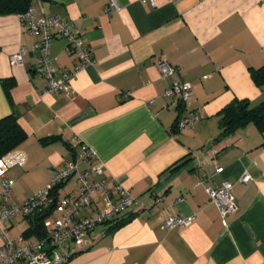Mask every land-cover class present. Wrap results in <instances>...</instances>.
<instances>
[{
	"label": "crops",
	"instance_id": "1",
	"mask_svg": "<svg viewBox=\"0 0 264 264\" xmlns=\"http://www.w3.org/2000/svg\"><path fill=\"white\" fill-rule=\"evenodd\" d=\"M115 1L120 8L107 14V0H31L37 14L79 27L92 51L93 63L53 93H43L34 38L18 14H0V117L14 111L27 134L0 158V180L13 179L11 198L20 202L86 144L96 155L79 167L100 164L96 178L113 192L114 181L121 183L141 201L119 215L126 217L122 225L86 232L62 264H264V128L248 121L222 134L220 127L221 110L234 99L248 106L264 99V83L249 73L264 64V0ZM20 45L28 49L22 65H14L9 55ZM50 49L59 71L76 64L64 37H53ZM160 56L178 71L161 77ZM6 78L10 98L1 83ZM172 79L192 82L184 108L162 96ZM186 109L202 117L179 130ZM244 171L251 179L240 182ZM223 179L233 183L237 206L225 222L205 191ZM76 185L70 176L56 197ZM92 200L84 212L104 206L100 193ZM175 213L195 216L188 225L162 227ZM15 220L25 226L14 235H33H26L30 224L20 215L7 229Z\"/></svg>",
	"mask_w": 264,
	"mask_h": 264
},
{
	"label": "built area",
	"instance_id": "2",
	"mask_svg": "<svg viewBox=\"0 0 264 264\" xmlns=\"http://www.w3.org/2000/svg\"><path fill=\"white\" fill-rule=\"evenodd\" d=\"M150 1L153 3L152 0ZM119 8L115 0H107L104 11L108 14ZM17 14L28 33L34 38L30 48L38 52L35 57V68L45 79L43 93L66 89L70 80L80 69L93 63L91 48L83 41L79 27L71 26L58 15L37 14L31 6ZM55 36L64 37L67 49L77 58L76 64L70 69L59 71L56 66L57 57L51 53L50 49L51 40ZM27 49L25 45H20L9 55L10 62L14 65H22V54ZM157 68L161 77H167L175 74L179 66L168 58L160 56L157 60ZM191 95L190 80L172 79L162 91L163 97L172 98L183 108L186 107ZM201 117L198 111L186 109L177 119L176 127L179 130L191 127ZM95 155L96 151L93 147L86 144L77 145L73 151V158L56 167L45 184L20 202L11 198L10 187L13 179L0 180V235L2 237L0 264L65 263L78 251L86 232L119 216L128 208L136 209L141 204V201L121 183L114 181L115 192H113L107 180L96 178L95 176L102 171L100 164L94 162L89 169L79 167L80 162L89 161ZM215 169L220 171L221 167ZM72 175L76 177V187L57 197L56 194L54 196L56 185ZM250 179L251 175L246 171L238 177L240 182H247ZM199 182H203V178L200 177ZM232 190L233 183L229 179H223L216 186L205 187L209 201L216 205L224 222L227 215L237 208ZM95 193H100L103 197L104 206L95 208L92 212H84L87 207L93 205L92 196ZM48 208L51 209L42 220V228L45 232L43 236H24L21 233L10 236L8 234L6 225L15 215L27 218ZM194 216V213L168 214L161 220V224L164 228L185 226L192 222Z\"/></svg>",
	"mask_w": 264,
	"mask_h": 264
},
{
	"label": "trees",
	"instance_id": "3",
	"mask_svg": "<svg viewBox=\"0 0 264 264\" xmlns=\"http://www.w3.org/2000/svg\"><path fill=\"white\" fill-rule=\"evenodd\" d=\"M30 3L31 0H0V14L24 12L30 6ZM249 73L258 85L264 83V64L256 68L250 67ZM1 83L7 98H10V80L8 78L2 79ZM221 112L223 113L220 121L222 134L231 132L248 121H252L260 129L264 128V99L255 106H248L245 98L234 99ZM26 136L27 134L19 124L14 111L0 117V158L24 140ZM59 186H61V183L54 188V196ZM50 209L39 211L35 215L27 217L30 225L26 235L43 236L45 234L42 228V220ZM125 221L126 217L117 216L105 221L104 224L110 223L109 228H114L122 225Z\"/></svg>",
	"mask_w": 264,
	"mask_h": 264
},
{
	"label": "rangeland",
	"instance_id": "4",
	"mask_svg": "<svg viewBox=\"0 0 264 264\" xmlns=\"http://www.w3.org/2000/svg\"><path fill=\"white\" fill-rule=\"evenodd\" d=\"M15 216H18V215H15ZM24 219V218H23ZM25 222V221H24ZM24 222H22V224H18V220H15V226L13 227V228H8L7 230H8V233H9V235L10 236H12V235H14L15 233H17V232H22L21 230V228L23 227V226H25V223ZM16 223H17V225H16Z\"/></svg>",
	"mask_w": 264,
	"mask_h": 264
}]
</instances>
